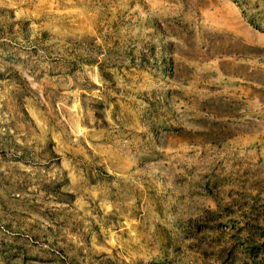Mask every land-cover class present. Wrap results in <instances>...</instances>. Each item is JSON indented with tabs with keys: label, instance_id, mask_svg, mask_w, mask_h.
Segmentation results:
<instances>
[{
	"label": "rangeland",
	"instance_id": "obj_1",
	"mask_svg": "<svg viewBox=\"0 0 264 264\" xmlns=\"http://www.w3.org/2000/svg\"><path fill=\"white\" fill-rule=\"evenodd\" d=\"M0 264H264V0H0Z\"/></svg>",
	"mask_w": 264,
	"mask_h": 264
}]
</instances>
